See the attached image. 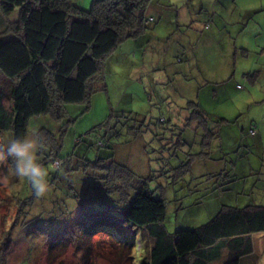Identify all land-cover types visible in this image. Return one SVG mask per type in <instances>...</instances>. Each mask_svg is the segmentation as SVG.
Instances as JSON below:
<instances>
[{
    "label": "rangeland",
    "instance_id": "rangeland-1",
    "mask_svg": "<svg viewBox=\"0 0 264 264\" xmlns=\"http://www.w3.org/2000/svg\"><path fill=\"white\" fill-rule=\"evenodd\" d=\"M165 1L170 3L153 0L148 7L146 16L154 22L144 37L121 43L105 59L88 108L82 103L68 104L61 121L48 115L30 120L28 133L37 135L39 130L46 129L57 138L63 136L60 158H67L76 150L75 171L70 177L65 178L62 173L59 180H52V173L45 167L50 191L45 197L36 198V205L47 215V221L41 220L38 225H43L50 235L73 222L72 215L78 204L72 195L77 189H69V184L75 178L84 180L76 182L78 185L87 184L84 157L93 161L98 155L112 154L110 146L101 149L95 145L104 133L100 127L106 122L112 126L116 121L124 123L130 115L145 121L154 135L142 134L131 144L126 142V131L115 136L110 141L116 151L115 160L133 173L150 178L155 196L166 199L164 226L169 233L193 230L208 223L223 205L264 206V71L254 85L247 80L248 75H258L264 70V58L257 63L264 49V0H239L238 3L226 0L223 5H215L217 0L209 3L171 0L174 6L169 7ZM72 2L88 11L94 0ZM255 8L259 12L247 15V10ZM19 18V8L9 15L0 9V35ZM239 85L242 89L237 88ZM206 127L217 135L207 141L213 156L206 161L192 162L187 172L182 165L186 158L205 153L203 138L209 135L204 131ZM255 127L260 135L255 136L257 131L252 134ZM160 130L161 134L166 133L165 137L155 136ZM172 137L175 138L170 140L171 145L164 148L171 156L162 157L160 148L168 144L162 138ZM11 138L7 134L3 143L0 134V145ZM80 139V146L76 148L74 145ZM102 140L108 144L106 139ZM176 151L177 158H174ZM43 153L48 154V149L39 147L40 161ZM2 167L6 163L0 162ZM51 167L55 169L57 165ZM13 196L35 197L24 181L14 189L0 187V237L17 214ZM36 224L37 221H31L29 227ZM25 231H14L15 258H10V264H32V254L22 255L26 248L32 251L38 237ZM254 239H257L255 262L264 264L261 243L264 236L257 235ZM37 242L43 255L35 254V264H131L128 249L117 246L109 237H97L93 245L87 246L90 253L69 246L52 263L47 260L48 244L42 238ZM131 259L132 264L142 261L135 251ZM222 261L213 264H223Z\"/></svg>",
    "mask_w": 264,
    "mask_h": 264
},
{
    "label": "trees",
    "instance_id": "trees-1",
    "mask_svg": "<svg viewBox=\"0 0 264 264\" xmlns=\"http://www.w3.org/2000/svg\"><path fill=\"white\" fill-rule=\"evenodd\" d=\"M152 3L153 0H94L87 11L74 5L72 0H0V9L5 15L15 8L20 9L18 22L0 35V134L3 143L7 134L12 138L27 134L34 117L48 115L61 121L66 116L68 104L82 103L88 108L105 59L121 43L138 40L147 34L154 22L146 16ZM125 119L124 123L116 121L112 126L106 122L100 127L112 136L103 133L96 147L109 149L110 146L113 150L110 156L98 155L93 161L84 157L83 173L87 176V184L76 183L84 181L83 178L70 181L69 189H77L72 197L78 204L71 226H65L57 234H48L43 225H38L41 220L47 221V215L36 205V197L18 199L13 196L17 214L0 237V264H10V258L15 255V230H28L42 238L48 244L49 263L62 256L69 246L90 253L87 246L93 245L97 237H109L117 246L127 248L131 264L134 251L142 258L140 264H213L222 259L223 264H243L245 258L254 254L252 236L264 233L263 205H223L212 220L198 228L174 234L165 229L166 199L155 196L150 178L133 173L115 160L116 151L110 142L115 136L126 131V142L131 144L142 134L154 135L145 121L132 115ZM204 131L209 133L203 138L205 153L193 159L186 158L182 165L187 172L192 162L206 161L213 156L207 141L216 138V132L208 127ZM160 134L161 130L155 136ZM161 135L165 137L166 133ZM36 136L41 150L48 149L41 163L52 173V180H59L62 173L65 178L70 177L75 171L76 150L73 155L60 158L63 136L57 138L46 129L39 130ZM174 138H162L168 143L160 148L162 157L171 156L164 148L170 146ZM80 142L81 139L74 146L78 148ZM176 154L177 151L173 153L174 158ZM52 164L57 167L52 168ZM31 221L37 224L29 227ZM38 238L32 251L26 248L22 255L32 254V264H35L37 252L43 255Z\"/></svg>",
    "mask_w": 264,
    "mask_h": 264
},
{
    "label": "clouds",
    "instance_id": "clouds-1",
    "mask_svg": "<svg viewBox=\"0 0 264 264\" xmlns=\"http://www.w3.org/2000/svg\"><path fill=\"white\" fill-rule=\"evenodd\" d=\"M39 140L35 133L9 139L0 148V187L14 189L20 181L26 182L37 199L50 191L48 170L39 159Z\"/></svg>",
    "mask_w": 264,
    "mask_h": 264
},
{
    "label": "crops",
    "instance_id": "crops-1",
    "mask_svg": "<svg viewBox=\"0 0 264 264\" xmlns=\"http://www.w3.org/2000/svg\"><path fill=\"white\" fill-rule=\"evenodd\" d=\"M188 2H191V0H187ZM226 0H217V1H215V5H218V4H221V5H223L224 3H226L225 2ZM232 2H234V3H238V1L239 0H231ZM169 2L170 3H167L166 1H165V4L167 5V7H169V6H174L173 5V3L174 2H172L171 0H169ZM209 2H214V0H203V2H201V3H209ZM152 5V4H151ZM150 5V6H151ZM186 7V6H185ZM184 7V8H185ZM203 9V8H202ZM254 12H259V10L257 9V8H255V9H249V10H247V15H251V14H253ZM217 16V14L215 15V17ZM215 17H213V19H215ZM150 19H153V18H150ZM154 20V19H153ZM259 35V34H258ZM260 36V35H259ZM245 51H247V50H245ZM248 52V51H247ZM244 55H245V53H243ZM261 57L260 58H258L257 59V63L262 59V58H264V49L262 50V55H260ZM257 63H256V65L253 67V69L254 68H256L257 67ZM261 68H263V67H261ZM254 71V70H253ZM264 70H260L257 74L258 75H256V74H250V75H248V82H250L252 85H254L257 81H258V79H259V76H260V74H261V72H263ZM238 89H242V87L239 85L238 87H237ZM254 129H256V131H257V134L255 135V136H257V135H260V133H259V131H258V129H257V127H255ZM253 130V129H252ZM260 138H261V136H260ZM257 235H259V236H264V233H259V234H255V235H253L252 236V238H253V245H254V254L253 255H251V256H249V257H247V258H245L244 260H243V263L244 262H246V264H257L256 262H255V250H256V242H255V240H257V239H254ZM261 243L262 244H264V240H261Z\"/></svg>",
    "mask_w": 264,
    "mask_h": 264
},
{
    "label": "built area",
    "instance_id": "built-area-1",
    "mask_svg": "<svg viewBox=\"0 0 264 264\" xmlns=\"http://www.w3.org/2000/svg\"><path fill=\"white\" fill-rule=\"evenodd\" d=\"M252 131V134H254L255 135V133H256V129H253V130H251ZM253 135V136H254Z\"/></svg>",
    "mask_w": 264,
    "mask_h": 264
}]
</instances>
